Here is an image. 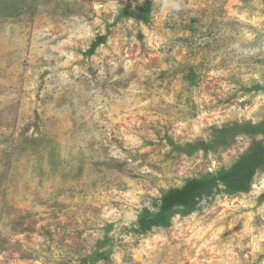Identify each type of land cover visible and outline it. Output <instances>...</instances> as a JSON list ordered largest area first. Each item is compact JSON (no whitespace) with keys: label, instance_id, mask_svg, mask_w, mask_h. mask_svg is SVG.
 I'll return each mask as SVG.
<instances>
[{"label":"rangeland","instance_id":"rangeland-1","mask_svg":"<svg viewBox=\"0 0 264 264\" xmlns=\"http://www.w3.org/2000/svg\"><path fill=\"white\" fill-rule=\"evenodd\" d=\"M257 147L264 0H0V264H264V168L151 223Z\"/></svg>","mask_w":264,"mask_h":264},{"label":"trees","instance_id":"trees-1","mask_svg":"<svg viewBox=\"0 0 264 264\" xmlns=\"http://www.w3.org/2000/svg\"><path fill=\"white\" fill-rule=\"evenodd\" d=\"M261 168H264V147H257L220 175L210 179L191 180L184 187L169 191L161 199L160 218L163 220L159 222L153 220L151 223L165 225L164 219H167L169 212L178 207H192L201 193L211 191L219 182L226 187L229 194L247 192L255 173Z\"/></svg>","mask_w":264,"mask_h":264},{"label":"clouds","instance_id":"clouds-1","mask_svg":"<svg viewBox=\"0 0 264 264\" xmlns=\"http://www.w3.org/2000/svg\"><path fill=\"white\" fill-rule=\"evenodd\" d=\"M175 7L177 8V10L179 9V5H175Z\"/></svg>","mask_w":264,"mask_h":264}]
</instances>
